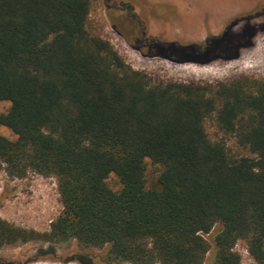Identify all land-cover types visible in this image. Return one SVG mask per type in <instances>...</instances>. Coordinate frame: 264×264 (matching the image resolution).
<instances>
[{
  "label": "trees",
  "instance_id": "16d2710c",
  "mask_svg": "<svg viewBox=\"0 0 264 264\" xmlns=\"http://www.w3.org/2000/svg\"><path fill=\"white\" fill-rule=\"evenodd\" d=\"M91 3L0 0V127L15 135L0 133V161L55 177L62 204L41 233L0 218V245L76 239L105 263L240 264L243 240L263 264L264 80H154L87 28ZM208 117L249 154L212 140ZM146 158L160 165L151 187Z\"/></svg>",
  "mask_w": 264,
  "mask_h": 264
},
{
  "label": "rangeland",
  "instance_id": "374dc122",
  "mask_svg": "<svg viewBox=\"0 0 264 264\" xmlns=\"http://www.w3.org/2000/svg\"><path fill=\"white\" fill-rule=\"evenodd\" d=\"M132 1L140 14L150 11L148 36L162 42L135 44L136 48L128 44L131 24L113 27L110 12L100 0H92L86 22L87 28L107 39L132 68L163 81L216 83L244 75L264 80V0ZM213 38H220V42L204 51ZM131 40L137 43L133 35ZM160 51L170 57L149 54ZM8 106V101H0V112ZM205 128L212 140L225 139L231 153L249 154L233 136L222 133L212 117L205 120ZM0 133L15 138L7 127L1 126ZM144 165L146 186H155L160 165L149 158ZM106 183L113 190L121 186L113 173ZM61 208L55 177L31 170L23 177H13L0 161L1 219L41 233L49 229ZM234 250L240 255V264H258L243 240L235 243ZM103 252V247L85 246L76 239L54 242L37 237L0 245V264H116L102 261ZM204 264H208L207 259Z\"/></svg>",
  "mask_w": 264,
  "mask_h": 264
},
{
  "label": "flooded vegetation",
  "instance_id": "af4514ba",
  "mask_svg": "<svg viewBox=\"0 0 264 264\" xmlns=\"http://www.w3.org/2000/svg\"><path fill=\"white\" fill-rule=\"evenodd\" d=\"M105 6L106 11L110 12L108 17L112 21V26L115 24L125 25L131 24L132 33L130 40L127 38V43L136 48L135 44L149 46L152 43L162 42L156 37H150L147 33L148 23L151 17L150 11L147 14H140L136 6L133 5L132 0H100ZM145 3V2H144ZM146 4V3H145ZM135 36L137 43L131 40V37ZM155 38L157 39L155 41ZM154 40V41H153ZM166 42V41H165ZM167 43V42H166ZM153 56H167L163 51L158 53L149 52Z\"/></svg>",
  "mask_w": 264,
  "mask_h": 264
}]
</instances>
